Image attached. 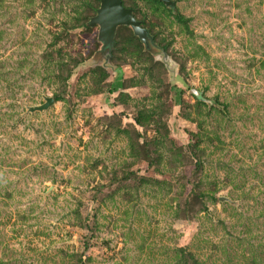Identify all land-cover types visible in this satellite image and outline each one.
Instances as JSON below:
<instances>
[{"label":"rangeland","instance_id":"rangeland-1","mask_svg":"<svg viewBox=\"0 0 264 264\" xmlns=\"http://www.w3.org/2000/svg\"><path fill=\"white\" fill-rule=\"evenodd\" d=\"M123 2L0 0V264H264V0Z\"/></svg>","mask_w":264,"mask_h":264},{"label":"water","instance_id":"water-1","mask_svg":"<svg viewBox=\"0 0 264 264\" xmlns=\"http://www.w3.org/2000/svg\"><path fill=\"white\" fill-rule=\"evenodd\" d=\"M166 6L173 7V0H160ZM90 25H99V38L103 42L104 47H112L115 41V34L118 26L129 25L134 33L149 47V43L153 42L149 31L141 25V22L135 16L133 8L124 4L123 0H101V4L97 9V13L91 18ZM191 93L197 98L202 97V93L195 88L191 89ZM53 96H45V101L41 104L28 106V110L43 111L54 104ZM220 200H229L228 197L221 196Z\"/></svg>","mask_w":264,"mask_h":264},{"label":"trees","instance_id":"trees-1","mask_svg":"<svg viewBox=\"0 0 264 264\" xmlns=\"http://www.w3.org/2000/svg\"><path fill=\"white\" fill-rule=\"evenodd\" d=\"M157 2H159L160 4H164L162 1H160V0H156ZM165 5V4H164ZM166 6V5H165ZM95 10H96V8H95ZM171 10L173 11V13L175 14V16H176V18L180 21V22H182V23H186V19L184 18V16L179 12V10H177L176 9V7L175 6H173L172 8H171ZM135 7H134V14H135ZM135 16H136V14H135ZM139 20V19H138ZM140 22H141V24L143 23L142 22V20H139ZM84 26L85 27H88V24H84ZM120 27H125V25H121V26H119L118 28H120ZM117 28V29H118ZM148 30V29H147ZM149 31V30H148ZM149 34H150V32H149ZM150 36L152 37V39H153V36L150 34ZM140 39V38H139ZM142 41V40H141ZM143 42V41H142ZM144 43V42H143ZM151 43V44H150ZM149 43V47H147L146 45H145V43H144V45H145V48H147L148 49V52H152L151 50H153V48L155 47V46H157V44H156V42H154V39H153V42H150ZM113 47L114 46H112V47H109V49L111 50H113ZM152 48V49H151ZM69 77V75H67V76H64V79L66 80L67 78ZM114 88H111V92L112 91H115L116 90V86H113ZM175 91H176V93L178 94V95H181L182 94V89H180V88H175ZM194 95V94H193ZM195 96V95H194ZM196 97V96H195ZM62 98V96H61V94H56L55 95V99L56 100H60ZM196 99H197V101L198 102H201V103H203V100L202 99H199V98H197L196 97ZM181 251H183V254H182V258L184 259V261H185V263L186 264H189V262L191 261L193 264H203L200 260H198V258L191 252V251H184V250H181ZM80 259V258H79Z\"/></svg>","mask_w":264,"mask_h":264}]
</instances>
